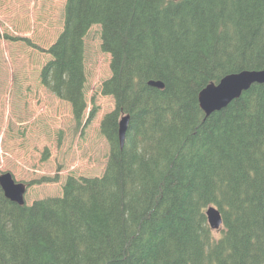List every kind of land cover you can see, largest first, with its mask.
<instances>
[{
	"label": "trees",
	"instance_id": "trees-1",
	"mask_svg": "<svg viewBox=\"0 0 264 264\" xmlns=\"http://www.w3.org/2000/svg\"><path fill=\"white\" fill-rule=\"evenodd\" d=\"M63 16L41 83L80 125L84 37L99 24L109 157L101 176L69 175L30 205L0 187V264H264V83L207 117L198 102L225 74L264 68V0H66Z\"/></svg>",
	"mask_w": 264,
	"mask_h": 264
},
{
	"label": "rangeland",
	"instance_id": "rangeland-1",
	"mask_svg": "<svg viewBox=\"0 0 264 264\" xmlns=\"http://www.w3.org/2000/svg\"><path fill=\"white\" fill-rule=\"evenodd\" d=\"M65 2L0 0V174L8 171L26 185L27 205L60 196L69 175L101 176L109 157L100 121L115 104L101 93L110 76V54L101 49L100 25L93 24L84 37L87 108L80 125L70 103L41 83L40 70L50 59L46 50L62 29Z\"/></svg>",
	"mask_w": 264,
	"mask_h": 264
},
{
	"label": "water",
	"instance_id": "water-1",
	"mask_svg": "<svg viewBox=\"0 0 264 264\" xmlns=\"http://www.w3.org/2000/svg\"><path fill=\"white\" fill-rule=\"evenodd\" d=\"M148 85L163 88L161 81L149 80ZM264 83V68L243 69L222 76L217 83L211 82L204 86L198 94L199 106L205 116L226 107L232 100L238 98L242 92L248 90L252 84ZM129 115H123L118 122V141L123 147L124 136L128 124ZM0 187L4 195L19 205L24 204L26 186L22 182L15 181L11 173L0 174ZM205 215L209 228L217 230L222 224L220 211L215 206H208Z\"/></svg>",
	"mask_w": 264,
	"mask_h": 264
}]
</instances>
